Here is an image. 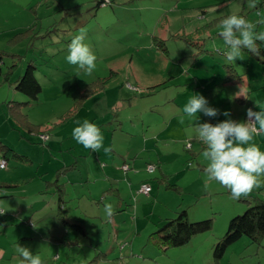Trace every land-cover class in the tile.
Wrapping results in <instances>:
<instances>
[{
    "label": "rangeland",
    "instance_id": "1",
    "mask_svg": "<svg viewBox=\"0 0 264 264\" xmlns=\"http://www.w3.org/2000/svg\"><path fill=\"white\" fill-rule=\"evenodd\" d=\"M100 1L0 0V139L27 155L13 156L10 171L8 165L0 171V181L10 177L4 185L0 182V207L10 206L0 215V264H18L17 243L40 255L44 264H215L209 235L222 237L230 219L244 213L248 202L233 199L217 181H208L205 188L206 146L195 138V127L225 119L244 121L248 108L260 111L255 101L264 108V64L247 51L243 59L228 61L219 35L221 19L230 14L250 21L264 18V0L254 9L248 0H104L99 6ZM81 28L87 32L84 42L97 57L90 75L66 59L68 45ZM256 30L264 31V24ZM177 32L184 38L176 37ZM201 39L207 51L200 54L195 42ZM30 61L37 66L44 91L25 111L35 123L53 124L45 142L20 131L9 110V101L28 99L16 82ZM228 64L241 77L230 80ZM112 70L117 73L104 91L81 99L89 83L110 77ZM194 94L203 95L220 114L186 116L183 108ZM224 111L230 115L224 116ZM85 119L101 129L103 146L97 152L73 138L77 121ZM163 130L160 143L147 138ZM108 142L114 150L104 147ZM254 142L264 151V134ZM146 145L148 151L154 148L174 159L170 177L161 180L153 162V191L134 193L143 194L139 200L131 193L123 210L114 209V196L96 192L103 183L95 175L77 184L88 170L103 175L96 159L102 167L112 160L133 164L153 159L143 153ZM172 150L171 156L166 154ZM69 166L74 167L67 170ZM62 167L64 172H59ZM57 177L62 183L76 181H67L69 224L59 214L57 188H47ZM6 189L12 191L1 194ZM251 194L264 199V185ZM108 203L114 209L111 217L104 211ZM183 208L192 220L214 218L213 229L196 242L158 254L149 234L162 218L174 217ZM219 264H264V240L259 245L242 237Z\"/></svg>",
    "mask_w": 264,
    "mask_h": 264
},
{
    "label": "clouds",
    "instance_id": "2",
    "mask_svg": "<svg viewBox=\"0 0 264 264\" xmlns=\"http://www.w3.org/2000/svg\"><path fill=\"white\" fill-rule=\"evenodd\" d=\"M258 3L259 0H248V7L254 9ZM261 24H264V18L250 21L239 14H230L221 19L219 35L226 46L225 56L228 61L243 59L245 50L253 55H259L257 42L264 43V31L256 29ZM86 35V29L81 28L79 34L71 39L66 59L90 75L96 67L97 57L84 42ZM245 98L247 99L246 96ZM255 105L260 111L248 108L247 119L244 121L225 119L215 124L196 123L195 138L206 146L202 153L207 161L204 168L205 188L208 187V181H217L230 191L233 199H240L247 198L254 189L264 185V151H261L254 142L255 137L264 134V108H260L256 101ZM183 113L188 117L196 116L198 113L208 117L220 114L218 109L209 106L203 95L197 94L190 97L183 108ZM223 115L227 117L230 113L224 111ZM180 122L184 123L183 116ZM77 125L72 131L73 138L86 149L99 151L103 146L101 129L87 119L82 123L77 121ZM104 151L108 152L110 149L105 148ZM9 210L10 206L0 207V215ZM104 211L111 217L114 212L113 205L105 204ZM33 227L36 226L33 224ZM15 251L20 257L18 264H44L40 255H34L26 246L17 243Z\"/></svg>",
    "mask_w": 264,
    "mask_h": 264
},
{
    "label": "trees",
    "instance_id": "3",
    "mask_svg": "<svg viewBox=\"0 0 264 264\" xmlns=\"http://www.w3.org/2000/svg\"><path fill=\"white\" fill-rule=\"evenodd\" d=\"M104 3L105 1L102 0L98 3V5L100 6ZM201 9H203L202 12L206 11V8L201 7ZM199 29L201 28H198V30ZM174 35H176V37H183V34L181 32H177ZM202 39L200 40V43L195 42L200 46V49L198 50V53L200 54L207 51L206 48H204V42L202 41ZM257 44L260 49L259 55H253L251 53L250 54L264 64V43L258 41ZM227 67L230 80H234V78H236L237 76L241 77V74L233 64H228ZM36 70V64L33 61H30L26 67L25 73L17 78L16 88L20 92L26 94L28 96V99L9 101V110L11 117L14 120L15 126L18 127L20 131H26L28 133L37 135L39 137V141H42L43 139L40 136L42 134L49 133L52 128L51 125L53 124L44 125L41 123H35L30 119L29 114L25 111L26 108L40 99V95L44 91L42 83L36 76ZM116 73L117 72L115 70H112V74L110 75V77L106 79L101 78L99 80H95L92 83H89L85 87V90H83L85 93L82 92L81 99H84L86 101L91 96L104 91L107 88L111 78ZM77 110L78 108L74 110V113ZM74 113H71L70 116L74 115ZM63 120H65V118ZM0 150L3 154L2 159H6L7 161L11 160L13 156L27 157V155L19 153L12 146L4 143L1 139ZM129 166L131 168V164H129ZM70 167L74 166L67 167V170ZM60 171L64 172L63 167L59 169V172ZM167 179L168 177H163L161 180ZM59 180L60 178L57 177V179L54 181H48L47 188H50L53 185H55V187L57 188V204L59 214H61V218L63 219V221L69 224L68 219H71V217L68 216V209L65 207L67 192L64 183L59 182ZM169 185L172 184L169 183ZM252 196L253 195L250 194L247 198H241L242 200L248 202L247 209L244 213L235 215L230 219L227 231L222 237H219L217 242L215 243V264H219L227 249L242 237L248 236L251 238L253 243L259 245L262 244L264 240V199L256 195L253 197ZM213 227L214 218L208 217L200 220H192L189 217L188 209L183 208L179 210L177 212V215L174 217H166L164 219L162 218L159 227L149 234L148 240L157 247L166 250L171 247L186 245L192 240L195 235L208 232L212 230Z\"/></svg>",
    "mask_w": 264,
    "mask_h": 264
},
{
    "label": "crops",
    "instance_id": "4",
    "mask_svg": "<svg viewBox=\"0 0 264 264\" xmlns=\"http://www.w3.org/2000/svg\"><path fill=\"white\" fill-rule=\"evenodd\" d=\"M101 125L103 127H105L106 123H102ZM106 127L110 129L112 126H106ZM150 130H151V133H152L151 126L149 127L148 133H150ZM162 132H164V130L160 131L158 133L156 132V133L152 134V136L147 137V138L148 139H150V138L158 139V141H157V144H158V143H160V141H162L161 140L163 138V137H161ZM113 134L114 133H112V135ZM35 136H36V138H39L37 135H35ZM147 141H149V140H147ZM167 143H168V147H170V145H172L170 142H167ZM111 146L113 147V150H114V144L110 145L109 142H108V144H104V147L111 148ZM147 148L149 149L148 145H146L145 148L143 149V153H145V152H147L148 154L151 153L149 156H151L154 160L151 159V160H148V161L144 162L143 159L141 158L142 160L141 159H138L136 161L133 160V162H134L133 164L127 162L128 160L126 161V159H124V161L121 164H120V162H116L115 160H112V162L110 161L111 163L107 162L106 166L102 167V164L99 161L100 159L99 160L96 159V161H93V162H96L97 164H99V167L103 171V175L93 174L92 173L93 170H88L87 173L82 175L81 179H78L79 181L77 182V184L83 182L84 178H87L88 180H90L91 177L93 175H95V180L102 181V183H103L102 184V189L98 190L96 192H98L99 195H102V196H107V195L111 194L112 196H114V199H115L114 200V203H115L114 209L123 210L127 206V203H126L125 199L130 197L131 193H133V194L134 193H141V192H139V187L141 186L140 184H142L144 181H147V182L151 183V185L153 186V182H152L153 176L152 175L155 174L158 169H160V171H161V174H162L161 178H163V177L164 178L165 177L169 178L170 177L169 176V174H170V170H169L170 169V164L169 163H171V161H173L174 159H170L167 155H165V153L158 152L154 148L152 149V151H148ZM153 150H155V151H153ZM173 153H174V150H172L171 152L166 153V154L171 156ZM110 157L111 156H109V157L107 156L106 158H110ZM149 159H150V157H149ZM178 161H180V160H178ZM10 162L11 161L8 160L7 169H9V167H11V163ZM148 162L149 163L157 162V170H156V172L151 173V172L147 171L146 167H147ZM125 163L131 164V168L128 169V170H125L123 168V165ZM167 164H169V165H167ZM132 169H134V170H132ZM0 171H2V169ZM9 171H10V169H9ZM125 179L127 180V183L125 182ZM8 180H10V177L7 176L6 179H1L0 182H2V185H4ZM66 180L67 181L70 180L69 182H71V183H76V181H74L73 179H66ZM67 181L64 182V185H65V188H66V192H67V196L66 197H68L71 194L70 191L68 190ZM128 187H130V188H128ZM159 189H161V188H159ZM7 190L12 191V189H6L1 194L4 195V193H6ZM143 194H134V196L137 197V200H139V197H142ZM8 196H11V195H8ZM105 199H106V197H105ZM67 206L68 205L65 203V207L66 208H67ZM101 207L103 209L102 205H101ZM132 207L135 209V211H139V206L132 205ZM179 207L181 208L182 206L178 205L177 208H179ZM68 210L71 211L70 209H68ZM209 236H210V239H211V243L213 245H215V243L217 242L216 240H218L219 237L217 238L216 236H213V235H209ZM198 239H200V234L195 235L189 243L194 242V240L196 242V241H198ZM158 248H157V251H158L157 253L158 254L162 253L161 250L166 251L165 254H167L170 251L169 250L170 248H168L166 250L165 249H161V248H159L160 249L159 250ZM132 250H134V249H132ZM2 252H4V251H2L1 248H0V255L2 254ZM153 253H155V252L152 251V254Z\"/></svg>",
    "mask_w": 264,
    "mask_h": 264
},
{
    "label": "built area",
    "instance_id": "5",
    "mask_svg": "<svg viewBox=\"0 0 264 264\" xmlns=\"http://www.w3.org/2000/svg\"><path fill=\"white\" fill-rule=\"evenodd\" d=\"M41 138L44 141H46L49 138V133L42 134ZM189 146H191V144H189ZM7 165H8V161L6 159H1V161H0V170L6 168ZM123 168L125 170H128L130 168V166H129V164H124ZM147 169L150 172H154L156 170V165L153 164V163H149L147 165ZM151 191H152V185L150 183H148V182H143L141 184V186L139 187V192H142V193H145V194L146 193L149 194V193H151Z\"/></svg>",
    "mask_w": 264,
    "mask_h": 264
}]
</instances>
